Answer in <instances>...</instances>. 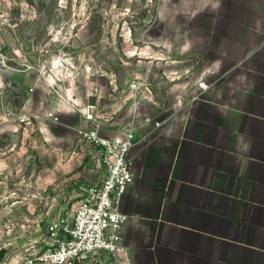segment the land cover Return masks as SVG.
Returning <instances> with one entry per match:
<instances>
[{"label": "crops", "instance_id": "obj_1", "mask_svg": "<svg viewBox=\"0 0 264 264\" xmlns=\"http://www.w3.org/2000/svg\"><path fill=\"white\" fill-rule=\"evenodd\" d=\"M183 35L162 40L178 48L156 75H139L155 83L146 98L127 91L135 76L108 105L127 104L108 134L137 132L110 264H264V0H219Z\"/></svg>", "mask_w": 264, "mask_h": 264}, {"label": "rangeland", "instance_id": "obj_2", "mask_svg": "<svg viewBox=\"0 0 264 264\" xmlns=\"http://www.w3.org/2000/svg\"><path fill=\"white\" fill-rule=\"evenodd\" d=\"M218 2L0 0V264H46L38 257L48 221L72 212L82 187L102 177L77 137L86 106L97 103L108 124L127 107L107 111L125 95L120 81L156 75L162 54L169 61L178 48L165 52L162 40L185 36Z\"/></svg>", "mask_w": 264, "mask_h": 264}, {"label": "built area", "instance_id": "obj_3", "mask_svg": "<svg viewBox=\"0 0 264 264\" xmlns=\"http://www.w3.org/2000/svg\"><path fill=\"white\" fill-rule=\"evenodd\" d=\"M202 89L205 82H198ZM117 90V89H116ZM127 91L136 99L151 92L144 81L128 84ZM97 103L83 111L84 125L77 129L78 141L93 149L102 177L99 183L82 187L75 209L64 217L51 218L46 227V249L38 257L46 264H86L99 262L101 256L116 257L122 250V230L128 216L120 209L124 193L135 174L129 153L137 141L131 125L112 135L97 117ZM54 119H57L53 115ZM145 122H151L149 117ZM160 122H153L154 127Z\"/></svg>", "mask_w": 264, "mask_h": 264}]
</instances>
